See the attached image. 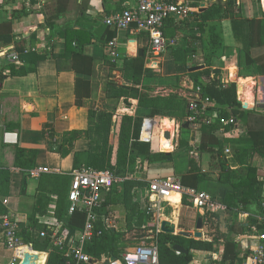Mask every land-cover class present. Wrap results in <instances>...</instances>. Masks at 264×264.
I'll list each match as a JSON object with an SVG mask.
<instances>
[{
    "label": "crops",
    "instance_id": "crops-1",
    "mask_svg": "<svg viewBox=\"0 0 264 264\" xmlns=\"http://www.w3.org/2000/svg\"><path fill=\"white\" fill-rule=\"evenodd\" d=\"M218 1L224 3L227 0L203 1L196 8L190 7L189 0H174V3H188L190 13L187 18H174L178 27V36L168 41L166 51L159 58L151 59L148 37L136 26L127 30H115L104 23L107 17L116 12L135 7L136 0H0V53L13 49L19 58L22 53L29 52L42 56V60L38 62L22 63L27 70L33 72L22 77H9L6 71L7 77L3 82L0 81V169L11 171L9 196L0 197V200L5 204L11 217L19 221L20 225L27 226L28 217L33 214L38 204L40 176L71 174L75 153L86 152L91 148L89 140L80 139L75 143L72 154L61 157L54 146L67 132L87 131L91 123L89 119L91 110L113 115L110 143L114 144L117 140L116 131L119 129L118 119L125 115L134 117L141 111L138 99L132 95V92H127L129 89H136L141 93L143 88L148 87L152 89L149 93L154 97L168 98L174 94L177 95L175 102L188 103V105L196 100L194 95L203 97L197 92L198 88H195L189 76H182L178 84L177 65L173 57V52L186 49L188 44L193 45L192 36L202 38V42H198L199 44L191 50L188 61L189 66H193L191 73L211 70L210 79L215 80L218 76L215 81L224 85L232 81L229 84H236L238 101H251L254 105L252 111L264 114V75L261 74L257 64L249 65L247 62L248 58L254 60L263 55L264 46L250 45V30L246 22L264 20V0H234L237 3L238 13L232 19H225L222 9L211 8ZM203 4H207L208 8L203 12L204 16L200 20L193 14H203L198 11ZM197 24L204 25L202 33L195 27ZM210 28H215L220 38V44L216 47L209 45ZM81 30L91 34V43L79 46L74 41L72 50L67 52L64 35L69 31ZM111 43L115 46L111 47ZM140 49H143L142 57L139 56ZM145 50L148 51L146 54ZM113 51L116 55H112ZM79 52L91 61L76 56L75 53ZM149 62L160 63L162 67L152 69ZM206 62H211L212 67H206ZM214 62H216L215 66ZM10 63L13 62L8 61L7 56L0 57V71ZM199 67L200 70L193 71ZM214 70H220L221 74L215 75ZM77 79L90 82V97L84 99L81 107L75 104ZM178 85L181 87L180 90L175 89ZM192 90L194 93L190 92ZM147 119L153 120L154 128L155 124L160 125L157 150L161 153H164L161 150L162 144L165 148L164 142L162 143L163 130L165 127H173L174 149L169 153L172 154L173 160L170 163L151 164L144 171L140 170L139 166L133 174L134 179L148 184L151 180L160 178H179L188 172L189 159L194 156L203 172L213 174L215 179L207 181L217 183L221 191L219 195L206 193L214 204L207 210L196 208L193 201L188 198L192 205H184V198L174 197L170 202L163 201L159 211L152 216L147 214L148 186L136 189L134 202L140 211L145 213V218L142 227L134 228H127L123 201L121 205H117L123 197V191H120L118 197L114 199L115 204L108 207V212L111 213L112 228L122 232V237L125 239H122V243L126 241L125 244L128 245H139L144 238L150 239L151 232L147 227L151 221H159L161 225V221L166 220L174 224L177 230L195 231L199 217L203 218L204 214L209 212L219 218L220 232L225 235V239L215 246L218 252L214 254L195 253L192 264H214L219 261L229 240L239 245L238 249L241 252L238 258L245 261L246 254L250 253L257 244L260 231L254 227L251 231H245L242 227L247 229L249 224L253 225L256 221L257 225L264 224V187L259 189L258 197L247 205L237 204L229 208L222 200L224 193L231 189V185L218 181L220 170L217 161L209 153L200 154L179 147L180 142H186L193 148H200V133L197 132L193 143L191 131L183 130L180 127L181 123L177 124L176 118L154 116ZM185 121L187 119L183 120ZM48 123L52 124L54 140L44 131V125ZM237 125L236 123L231 127V130L224 128L217 132L224 153L226 154V150L231 151V154L226 156L234 170H238L242 165L239 161L234 162L231 159L233 149L237 146H250L235 141L242 138V132ZM8 132L17 133L16 145H7L4 142V135ZM231 133L232 135H229ZM169 147L167 143L166 150ZM17 148L38 152L36 167L33 169L40 172L38 176H31V171L15 166ZM205 154L208 155L206 166H204ZM249 163L264 168V161L258 156L249 160ZM24 180H26L25 194L22 193ZM203 181L205 179L199 181L196 190L201 191L199 186ZM47 196L52 201L45 214L39 217V221L48 228L62 229L55 217L56 196L53 193H48ZM203 222L205 227L203 240L211 241L213 236L210 234L213 231L205 225L204 219ZM133 223H136V219ZM63 236L67 237V231H64ZM78 238L79 233L68 243L76 242ZM28 248L24 253L16 252V256L22 259L25 253L33 254V250ZM38 253H41L39 263L47 264L49 254ZM12 257L13 253L5 247L0 232V264H9ZM108 261L100 262L106 264Z\"/></svg>",
    "mask_w": 264,
    "mask_h": 264
},
{
    "label": "trees",
    "instance_id": "trees-1",
    "mask_svg": "<svg viewBox=\"0 0 264 264\" xmlns=\"http://www.w3.org/2000/svg\"><path fill=\"white\" fill-rule=\"evenodd\" d=\"M174 2V0H166ZM212 0H189L190 7H198L200 2ZM212 7H217L223 10L225 19H232L238 13L237 3L234 0L215 2ZM197 19L203 18V14H193ZM247 25L250 30L249 42L252 47L264 46V20H247ZM197 30L202 33L204 25L197 24ZM164 34L166 39L172 40L178 36V27L174 18H168L164 25ZM66 51L72 50L74 41L79 46H84L91 43L92 36L88 31H69L64 35ZM193 45L188 44L186 49L173 52V57L177 65L178 84L182 76H189L194 83L195 88L202 90L203 98H209L207 112L202 113L197 117V124L200 125V148H193L186 142H180V148H186L187 151H197L200 154L206 152L212 155V158L217 161L218 169L220 170V178L218 181L229 183L231 189L226 191L223 196V204L229 208L239 205H247L252 199L258 197L259 189L264 187V168H260L249 163V160L258 156L264 161V114L255 111H246L238 103L236 84L225 86L219 81L210 79L211 70H204L202 73H191L193 66H189L188 61L191 56V50L202 42V38L192 36ZM220 38L216 34L215 28H210L209 45L218 46ZM148 52L145 50V54ZM80 53V52H79ZM75 53L79 58H84L91 61L81 53ZM33 57V59L31 58ZM150 57H152L150 55ZM42 60V56H37L34 53H22L20 56L21 64L15 62L8 64L0 71V81L3 82L7 77L5 72L9 73V77H22L33 72L27 70L22 64L25 61L38 62ZM139 62H141L139 60ZM248 64H257L261 74L264 75V54L254 60L248 58ZM143 65V62H141ZM206 67H212L211 62L205 63ZM178 85L175 89L180 90ZM151 88H143V92L139 90L129 89L127 92H132V95L138 99L141 111L134 117L122 116L117 121L119 129L116 131L117 140L114 144L110 143V137L113 128V115L108 112H100L91 110L89 112L90 127L87 131H71L63 134L59 144H54L55 150L61 157H67L73 153L75 143L80 139H87L91 143V148L86 152L75 153V161L73 171H81L85 168H94L99 171H110L116 176L124 177L133 175L137 168L145 170L147 166L154 163H170L173 160L172 154L161 153L157 150L154 142H140L141 130L145 119L153 118L154 116H169L183 122L184 119L191 116L189 110L190 103H177L174 99L177 95L171 94L168 98L154 97L149 92ZM90 82L87 80H76V106L81 107L85 98L90 97ZM194 93V90L190 91ZM199 95H194V99H198ZM192 103V102H191ZM202 104L198 103V108L201 109ZM166 111V112H165ZM168 111V112H167ZM239 115V116H238ZM235 118L237 126L242 132V138L235 140L238 143L249 144V147H239L233 149L231 159L239 161L242 167L234 170L231 167V162L223 151V145L217 132L221 129L220 119ZM235 126V125H234ZM229 126L227 130H231ZM44 131L48 133L50 139L54 140L52 124L44 125ZM218 149V150H217ZM38 152L36 150H25L17 148L15 166L23 170L32 171L36 167V159ZM141 160V162H139ZM131 167H136L133 169ZM10 169H0V197L7 198L10 193ZM210 172H203L199 163L194 156L189 159V170L180 178L184 187L197 189L201 179L214 180ZM70 174H42L40 176L39 199L33 214L28 217V225H21L20 237L23 244L31 246L34 251L47 252V264H75L72 258H68L65 251L59 248H50V239H40V233L55 228L43 226L39 221L50 204L48 193H53L56 196L55 217L61 225L60 235L67 231V242L74 238L77 233H81L86 223V214L84 212H76L70 218L67 215L68 195L71 185ZM148 186L147 182H142L137 179L127 180L122 184L123 204L126 209L127 228L142 227L144 223L145 213L140 211L135 205L134 196L137 193L134 191L139 188ZM51 187V189H49ZM26 180L23 181L22 193L25 194ZM137 192V191H136ZM134 202V203H133ZM115 204L114 198H107L104 208L108 209L110 205ZM184 205H192L187 198L183 200ZM9 214L5 204L0 200V215ZM103 214V213H101ZM136 219V223L133 220ZM205 225L213 231L210 235L213 236L211 241L185 239L168 232H160L157 238L159 248V264H192L195 260V253L209 252L216 253V245L225 239V235L220 232L219 218L214 214L206 212L203 217ZM252 221V218L250 219ZM98 227L102 229V235L95 237L91 242L84 246V253L99 261H107L112 256L120 258L123 248H120L122 243V232L115 231L114 228L106 227L101 221ZM264 233V224L257 225V221L253 225L249 224L248 228L242 227L245 231L252 228ZM139 237L138 240H140ZM179 245L188 251V254L179 253L173 249V246ZM239 245L232 240L226 243L224 252L219 261L214 264H239L243 261L238 258L240 255ZM246 254V259L249 256ZM244 257V258H245ZM238 258V259H237ZM238 260V262H237ZM86 264V263H85Z\"/></svg>",
    "mask_w": 264,
    "mask_h": 264
},
{
    "label": "built area",
    "instance_id": "built-area-1",
    "mask_svg": "<svg viewBox=\"0 0 264 264\" xmlns=\"http://www.w3.org/2000/svg\"><path fill=\"white\" fill-rule=\"evenodd\" d=\"M189 13L188 3L179 5L166 0H136L135 7L116 12L107 17L104 23L107 27L115 30H127L136 26L140 32L147 35L150 55L152 59H155L159 58L168 47V40L164 34L165 21L168 18H187ZM110 46L114 47L115 44L111 43ZM112 55H116V52L113 51ZM5 56L8 57V61L20 62L19 56L13 52V49H7L0 53V57ZM197 92L202 94L200 88L197 89ZM210 102L209 98L204 99L203 97L201 101L197 99L193 101L189 107L192 114L187 118V121L196 125L197 117L207 112ZM198 103L202 104L201 109L198 108ZM220 125L222 126L220 130H223L236 125V120L235 118H221ZM153 130V121L146 119L142 126L140 142H152ZM3 140L7 145H16L18 135L14 132L5 133ZM226 154H231V151L226 150ZM39 173L37 170L30 172L31 176L34 177L38 176ZM70 177L72 180L68 195L67 215L70 218L78 211L84 212L86 214L84 229L79 233L78 240L72 243H68L66 237L60 235V228L51 230V233L42 231L40 239H50V248H59L61 251H65L66 256L72 258L75 264H88L92 257L84 253V246L95 237L102 235V229L98 227V223L101 221L106 227H112L110 224L111 213L104 208L107 198L109 196L114 199L117 198L122 191V184L127 180L134 179V177L132 174L120 177L110 171H99L94 168L73 171ZM148 189V215L153 216L155 212L159 211L163 201L170 202L175 196L180 197V199L192 200L194 206L201 210H207L214 206L211 198L205 192L184 187L178 177L151 180L148 182ZM147 228L151 232L150 239L144 238L141 244L129 249L120 258H116L114 262L108 261L106 264H159L157 236L161 232L160 222L151 221ZM0 232L3 235L5 247L13 253L9 264H18L20 259L16 256V250L26 247L20 237V222L11 217L10 214L0 215ZM239 264H264V233H259L257 244L253 246L248 258Z\"/></svg>",
    "mask_w": 264,
    "mask_h": 264
},
{
    "label": "water",
    "instance_id": "water-1",
    "mask_svg": "<svg viewBox=\"0 0 264 264\" xmlns=\"http://www.w3.org/2000/svg\"><path fill=\"white\" fill-rule=\"evenodd\" d=\"M177 4H182V3H177ZM208 8L207 4H203L201 5V7L199 8V12L203 13L206 9ZM139 56L142 57L143 56V49H140V53ZM153 65H155L156 68H161L162 65L160 63H154ZM201 68H195L193 71H197L200 70ZM214 74L215 75H219L221 74L220 70H214ZM202 97H199V101H201ZM238 103L242 106L243 110L246 111H252L254 110V105L251 101H238ZM180 127L183 130H190L191 131V142H195L196 140V135L197 132L200 131L201 126L200 125H192L190 122L185 121L183 123H181ZM162 143L166 142L168 143V146H171L172 148L170 150H166V148H163V144H162V151L164 153H170L171 151H173L174 147H173V143H174V137H173V127L169 128V127H165L163 130V134H162ZM160 229L162 232H168L170 234H174L176 236L185 238V239H195V240H203L204 239V222H203V218L199 217L198 221H197V226H196V230L195 231H182V230H177L176 226L174 224H171L170 222L166 221V220H162L161 221V225H160ZM30 247V246H28ZM32 249V247H30ZM173 249L176 252L179 253H185L188 254V251L185 250L183 247L179 246V245H175L173 246ZM33 250V249H32ZM40 255L41 253H38L36 251L33 250V254L30 253H25L23 255V258L19 260L18 264H40ZM116 260V258L114 256H112L109 259V262H114ZM47 263V262H46ZM88 264H103L102 262H100L99 260L95 259V258H91L88 262Z\"/></svg>",
    "mask_w": 264,
    "mask_h": 264
},
{
    "label": "rangeland",
    "instance_id": "rangeland-1",
    "mask_svg": "<svg viewBox=\"0 0 264 264\" xmlns=\"http://www.w3.org/2000/svg\"><path fill=\"white\" fill-rule=\"evenodd\" d=\"M150 59V58H149ZM152 59V58H151ZM153 62V61H152ZM152 62H149V65L152 66V69H155V65H152L153 63ZM216 62H214V66L216 65L215 64ZM234 81V80H233ZM232 82V81H231ZM230 81L227 83V85L225 86H229L231 83ZM239 116V115H238ZM153 121V120H152ZM177 121V124L179 125L180 123H182L180 120L176 119ZM160 125H156L155 124V128H154V132H153V142H154V145L157 147V144H158V140H159V135H160V131H161V128L159 127ZM59 144V142L57 143V145ZM159 146V145H158ZM171 148V146L169 147V149ZM168 149V148H167ZM168 149V150H169ZM162 150V149H161ZM167 150V151H168ZM207 158H208V155L205 154L204 155V166H206V161H207ZM133 169H136V167H131ZM199 189L205 193H208V194H218L220 193L221 191V187L215 183V182H212V181H203V183L199 186ZM123 201V197L117 202V205H121ZM123 240H125L123 237H122ZM126 241H124L123 243L120 244L121 248L124 247L123 251H122V254L127 252L129 249H132L133 247L137 246L138 244H133V245H128V244H125ZM131 242V241H130ZM133 243V242H132Z\"/></svg>",
    "mask_w": 264,
    "mask_h": 264
},
{
    "label": "bare ground",
    "instance_id": "bare-ground-1",
    "mask_svg": "<svg viewBox=\"0 0 264 264\" xmlns=\"http://www.w3.org/2000/svg\"><path fill=\"white\" fill-rule=\"evenodd\" d=\"M164 145H165V148L167 147V143L166 142H164ZM176 197V196H175ZM26 248H28V247H25V248H20V249H18L16 252H19V251H22L23 253H24V250H26ZM29 250H31L30 248H28ZM32 251V250H31Z\"/></svg>",
    "mask_w": 264,
    "mask_h": 264
}]
</instances>
